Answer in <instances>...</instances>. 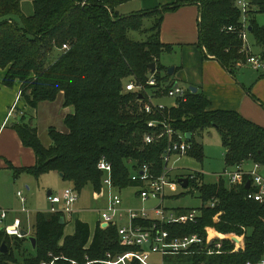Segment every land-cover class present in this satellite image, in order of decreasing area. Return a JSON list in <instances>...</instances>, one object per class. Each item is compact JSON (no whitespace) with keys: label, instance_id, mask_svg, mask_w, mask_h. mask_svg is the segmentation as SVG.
<instances>
[{"label":"trees","instance_id":"16d2710c","mask_svg":"<svg viewBox=\"0 0 264 264\" xmlns=\"http://www.w3.org/2000/svg\"><path fill=\"white\" fill-rule=\"evenodd\" d=\"M130 0H33L34 12L22 11V0H0V73L2 84L14 86L20 80L21 96L35 109L44 101H55L63 96V105L72 107L63 121L65 129H48L51 144H43L38 128L27 121L26 114L13 122L24 145L33 148L36 163L30 167H9L15 175L28 173L39 178L43 173L56 171L81 192L87 185L94 191L102 186L104 172L98 168L105 157L113 166L115 185L122 189L136 186L131 181L129 167L150 163L157 172L162 167V154L169 136L161 127L151 128L148 122L166 117L173 130V139L193 134L188 154L203 158V146L195 135L216 127L226 149V165L258 162L264 168V127L233 109H215L202 92L187 89V100H176L164 111L145 110V95L139 98L127 91L130 82L143 84L145 94L165 97L173 87V75L161 61V55L172 52L174 45L164 43L161 29L165 13L184 5H198L197 46L204 57H213L230 73L246 64L250 49H243L240 36L242 13L235 0H175L154 9L127 15L120 14L118 6ZM249 11L252 33L264 60V26L259 25L257 12L264 13V0H254ZM20 17V23L13 16ZM232 26L233 30H228ZM137 32L138 36L133 35ZM59 57L46 64L49 53L61 49ZM156 62L155 72L149 68ZM151 75L156 85L147 83ZM153 134L154 140L147 141ZM190 181L189 186L200 192L204 203L215 201V206H203L196 222L184 225H166L172 236L197 233L206 236V226H213L222 234L244 235L245 248L233 251L235 246L223 240L221 253H207V247L194 254L165 257V264H247L258 263L264 256V204L247 197L246 184L230 186L224 178L205 183L203 176ZM218 215V216H217ZM217 216V217H216ZM64 219V222H62ZM65 213H37L32 236L15 238L0 230V247L5 241L8 253L0 251V264H43L53 256L57 264H79L105 260L110 253L116 257L135 248L123 246L118 226L106 228L97 224L94 234L88 222L76 219L75 232L65 235ZM25 242L35 254H26ZM52 254V255H50ZM21 255L23 258H20ZM93 264H104L95 262ZM132 264H139L133 261Z\"/></svg>","mask_w":264,"mask_h":264},{"label":"built area","instance_id":"2783aa9c","mask_svg":"<svg viewBox=\"0 0 264 264\" xmlns=\"http://www.w3.org/2000/svg\"><path fill=\"white\" fill-rule=\"evenodd\" d=\"M235 5L242 13L243 28L240 31V36L244 42V50L249 49L247 37L248 26L250 23L249 11L255 8L254 0H235ZM230 31L233 27L230 26ZM64 49L68 48L66 44ZM246 64H250L253 68L264 73V60L260 55H250ZM157 79L151 75L147 83L156 85ZM177 82V81H176ZM173 87L168 91L166 96L173 97L186 101V89L180 84ZM127 91H134L138 94L145 95L146 105L145 110L147 113H153L155 110L164 111L167 105L160 103L161 97L156 93L145 94V86L143 84H136L130 82L126 86ZM151 128H163L169 136L168 146L162 154V167L160 172L154 165L150 163L138 164L134 168V172L130 174L131 181L135 182L138 187V196L142 201L146 202L154 200L155 204L147 207H123V198L120 194V189L114 183L113 179V166L103 157L99 163L98 168L104 172L103 183L100 191L94 192L97 199L106 197V206L100 211V225L106 228L110 225L118 226L120 235V242L123 246L135 248L126 251L122 254L112 257L110 253L107 254L108 258L105 260L87 261L83 264H93L101 262L104 264H132L133 261H138L139 264H155L151 262L153 254L161 257V262L158 264H165V257L174 256L179 254H194L197 250L196 247L204 249L207 247V253H221L223 252V240H230L235 244L233 251L243 250L245 248L244 235L240 236L239 243L235 242L229 237L222 236V234L212 235L211 228L206 227L207 234L205 237L194 233L184 236H172L169 230H166V225H184L191 222H196L201 213L203 206H215V201L207 202L201 208H179L171 209L165 206V186L170 181V175L175 170L170 166L173 156L188 154L190 150V141L186 138L185 134L182 135L184 140L175 141L173 139V130L170 126L169 120L164 117L162 119H153L148 122ZM181 137V136H180ZM154 140L153 134L147 135V141ZM247 162L228 166L226 170L219 174V178H224L230 186H238L247 184L250 181V191L247 194L249 199L258 201L264 204V174L260 172L263 168L258 162L246 164ZM202 176L200 172H192L184 177L189 178L190 181H198ZM183 177V176H181ZM18 196L21 201L25 202L23 192L18 191ZM80 198V192L73 186L66 187L60 193H51L48 195L50 201L49 212L57 213L63 212L71 214L74 212L75 204ZM23 211H27L26 208ZM10 210L0 208V230L4 231L8 236L15 238H24L23 233V220L20 217L10 219ZM218 216V215H217ZM217 233V232H216ZM52 255V254H50ZM60 257L51 258L44 261L43 264H57L56 261ZM72 264H79L71 260ZM247 264H264V256L258 263L248 262Z\"/></svg>","mask_w":264,"mask_h":264},{"label":"rangeland","instance_id":"374dc122","mask_svg":"<svg viewBox=\"0 0 264 264\" xmlns=\"http://www.w3.org/2000/svg\"><path fill=\"white\" fill-rule=\"evenodd\" d=\"M156 1V3H155ZM168 0H130L118 6L117 10L120 14L127 15L131 13H136L139 11H145L149 9H154L156 7H160L166 5ZM22 11L26 15H31L34 12L33 0H22L21 2ZM175 11V10H173ZM170 12V11H168ZM167 12V13H168ZM166 14V13H165ZM257 19L259 25L264 26V13L257 12L254 15ZM171 16V20H176L178 17ZM17 22L20 23V17L13 16ZM133 35L138 36L137 32H133ZM172 38H175L174 50L172 52H165L161 55L160 61L161 63L167 67L168 69L171 67H177L181 64L183 55L185 56V61L189 55H185L182 52V45L179 43L178 38L182 36L178 31L173 32ZM247 42L249 49L251 51V55H258L261 53L262 48L258 45L255 36L252 32H248ZM64 46V45H63ZM63 51V47L61 49L55 48L52 53L47 54L48 58L45 63L48 65L54 60H56L61 52ZM190 58V57H189ZM194 66V65H192ZM190 66V67H192ZM196 65L188 70H182L177 67V71L175 73V79L181 86H183L186 90L192 85V82H195V78L197 77ZM248 73H252L254 77H259V72L255 68H253L250 64H247L245 69ZM4 72V71H1ZM186 76V78H182L181 75ZM174 74V73H173ZM126 86V85H125ZM21 94V92H20ZM22 97V96H21ZM160 103H163L167 106H172L176 104V98L165 96L160 98ZM33 108V107H31ZM16 108H14L11 112L10 120L11 121H19L21 120V115H17L14 112ZM37 117L33 118L31 114L26 115V120L29 121L32 119V123L34 126L38 128V132L40 138L46 146L51 144V138L48 134V129L50 126H54L60 131L65 129L64 117L66 114L73 112L72 107H65L63 105V96L59 95L58 98L53 101H44L41 102L38 106ZM31 113V112H30ZM184 137L181 136V140ZM196 141H198L203 146L204 157L199 158L193 154H185V155H175L170 162V166L174 167L175 170L170 175V181L165 186V206L171 209H179V208H201L204 204V201L200 195V192L195 189L193 186L184 187L182 183L179 181L181 176L188 175L192 172H200L203 176L205 183H215L219 180V174L223 173L226 168L225 161V153L226 149L222 144L221 136L216 127H210L207 130L203 131L200 134L195 135ZM190 143V147H191ZM191 149V148H190ZM252 164V161L246 163ZM130 173L134 172L133 167H129ZM260 172L264 174V168L260 169ZM20 179V180H19ZM24 179H29L33 181V185L31 189H27L26 183H24ZM39 179V181H37ZM29 184V183H28ZM71 184L69 181L64 180L60 173L56 171H50L43 173L39 178L28 174L22 173L20 178H16L13 175L12 171L6 170L4 172H0V204H4L5 208H19L26 205V207L31 211L28 214L24 212H19L18 215L27 218L30 222L28 236H32L34 233V226L36 225V217L38 211L48 212L50 209V201L48 200V191L58 193L61 192L65 187H69ZM101 188V187H100ZM100 188L95 191H100ZM118 188V187H117ZM120 189V188H119ZM138 187L137 186H128L120 189V194L123 198V202L127 206H132L134 208L137 207H147L149 208L151 205L155 204L154 200L142 201V199L138 196ZM22 191L24 197L27 199L26 202H22L20 197H17V192ZM94 189L91 185H87L81 192L80 198L76 203V207L83 208L88 207L90 209L99 208L102 209L106 203V197H100L99 200H95L94 198ZM105 198V199H104ZM3 206V205H2ZM27 215V216H26ZM217 217V216H216ZM211 228V232L214 231V235L222 234L219 233L213 226H206ZM27 228V227H26ZM206 230V228H205ZM217 232V233H216ZM27 236V237H28ZM225 237H236L239 241V237L242 235L238 234H222ZM228 240V239H227ZM230 241V240H229ZM231 242V241H230ZM235 245V244H234ZM25 247L27 248V255L35 254L34 249H32L29 245V242H25ZM20 258H23L21 255H18ZM161 257L159 255L153 254L151 256V262L158 264L161 262ZM180 264H189L187 261H180Z\"/></svg>","mask_w":264,"mask_h":264},{"label":"crops","instance_id":"0c3cea01","mask_svg":"<svg viewBox=\"0 0 264 264\" xmlns=\"http://www.w3.org/2000/svg\"><path fill=\"white\" fill-rule=\"evenodd\" d=\"M174 1L168 0L167 4H171ZM171 16L178 18L171 20ZM198 22L199 7L193 4L184 5L175 11L166 12L164 16L161 29L162 41L174 45L175 38H172L174 37L173 32L178 31L182 35L178 38L179 43L182 45V52L190 57H187L185 61V56L183 55L182 62L177 67L184 71L196 65L195 68L198 70L197 77L195 78V82H192V85L197 87L199 92H202L210 98L213 108L237 110L244 117L264 127V73L257 70L259 77H254L252 73L243 70L247 64H242L237 68L235 74H232L213 57L205 58L203 52L197 46L199 35ZM4 74V72L0 73V172L9 170L13 172L14 177L20 178L21 174L15 175L14 171L9 167V164L17 168L30 167L36 163V155L33 148L24 145L17 131L13 128V122H17V120H10V116L12 115L11 111L16 108L13 113L18 116L21 114H31L33 118H36L37 110L31 108L25 99L21 97L22 83L20 80H17L12 87L5 86L1 83ZM181 77L186 78L185 74L181 75ZM23 181L26 183L27 189L32 188L33 181L29 179H24ZM70 184L69 187L73 186L71 182ZM17 197H20L18 196V192ZM94 198L95 200H99L95 195ZM26 200L25 198V202ZM123 207L132 206H127L123 202ZM0 208L11 211L10 219L16 216L20 217L23 220L24 230H29L30 222L28 216L26 215L27 218H23L18 215L19 212L27 214L31 212L26 205L19 208H5L2 203L0 204ZM24 208L27 211H23ZM102 209L79 208L75 204L74 212L65 214V221H67L64 229L65 235H72L75 232L76 219L88 222L92 234H94L97 224L100 223V211Z\"/></svg>","mask_w":264,"mask_h":264},{"label":"water","instance_id":"95a60500","mask_svg":"<svg viewBox=\"0 0 264 264\" xmlns=\"http://www.w3.org/2000/svg\"><path fill=\"white\" fill-rule=\"evenodd\" d=\"M248 30H249V32H252V25L251 24H249ZM156 67H157L156 62H152L150 64V66H149V68L151 69V72H155L156 71ZM174 71H175V68L174 67H171L168 70V72H169L170 75H173ZM178 85H179V82H176L174 84L175 87H177ZM190 89H191L192 92H197L198 91V88L195 87V86L190 87ZM142 97H143V94L140 93L139 94V98H142ZM185 136H186V138L190 142H192V140H193V134L192 133H187V134H185ZM61 176H63L62 173H61ZM179 181L182 183V185L184 187H188L189 186V178L188 177H184V176L183 177H180L179 178ZM246 187L247 188L250 187V181L247 182ZM51 193H52L51 190L48 191V195H50ZM62 222H64V219H62ZM23 233H24L25 236H28V232L27 231L24 230ZM28 238H29L30 242L32 243L33 248H36V245H37V239H36V237H34V236H28ZM231 239H233L235 242L239 243V240L236 237H231ZM0 251L2 253H8L9 246H8V244L5 241L1 245Z\"/></svg>","mask_w":264,"mask_h":264},{"label":"bare ground","instance_id":"6f19581e","mask_svg":"<svg viewBox=\"0 0 264 264\" xmlns=\"http://www.w3.org/2000/svg\"><path fill=\"white\" fill-rule=\"evenodd\" d=\"M211 234L214 235V231H212Z\"/></svg>","mask_w":264,"mask_h":264}]
</instances>
